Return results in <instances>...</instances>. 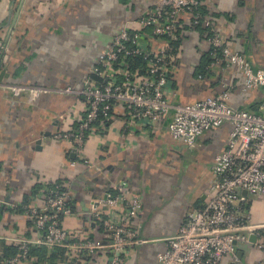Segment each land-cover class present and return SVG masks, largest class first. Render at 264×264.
I'll return each mask as SVG.
<instances>
[{
    "label": "crops",
    "instance_id": "obj_1",
    "mask_svg": "<svg viewBox=\"0 0 264 264\" xmlns=\"http://www.w3.org/2000/svg\"><path fill=\"white\" fill-rule=\"evenodd\" d=\"M155 1L0 0V41L7 46L0 72L1 253L16 246L17 239L40 237L25 208L43 203L41 191L34 194L39 183L61 181L68 188L74 213L63 224L74 241L87 237L107 241L92 207L113 193V182L123 180L132 192L141 193L142 209L133 223L143 241L125 264H158V253L167 248L168 238L177 233L187 214L208 201L212 164L226 147L230 123L203 133L193 146L171 136L169 117L152 128L123 116L110 119L79 154L70 151L68 141L53 138L55 132L75 124L86 108L75 93L62 89L81 88L97 52L110 44L114 31ZM201 1L206 16L232 49L244 54L255 69H264V0ZM182 18V40L178 52H171L173 102L217 94L227 82L232 84L233 106L259 109L264 88L244 91V75L236 65L224 61L212 66L206 77L197 74L210 43L205 30L191 28L187 15ZM10 84L43 86L47 91L31 101L26 94L15 96ZM251 210L253 222L264 224L263 196L251 201ZM256 240L239 245L243 264H264V250ZM92 252V258L90 254L81 258L82 264H105L110 255L107 249ZM35 261L29 259L27 264H69L67 258ZM222 264L239 263L226 256Z\"/></svg>",
    "mask_w": 264,
    "mask_h": 264
},
{
    "label": "built area",
    "instance_id": "obj_2",
    "mask_svg": "<svg viewBox=\"0 0 264 264\" xmlns=\"http://www.w3.org/2000/svg\"><path fill=\"white\" fill-rule=\"evenodd\" d=\"M201 0H156L139 17L126 20L113 33L107 47L98 51L82 87H66L86 105L76 123L54 133L55 141L66 140L70 151L80 153L90 136L103 127L95 122L113 119L112 112L129 122L139 121L157 127L168 118L171 136L188 146L196 144L205 132L225 123L232 128L224 150L216 154L213 181L206 204L187 214L177 233L168 238L167 248L158 253V264H222L226 256L243 264L238 256L239 245L257 236V245L264 250L261 229L264 224L252 220L251 201L264 197V101L257 112L233 106L229 100L232 84H222L217 94H208L188 103H174L171 92L174 66L171 42L178 40V27L184 15L190 25L209 29L208 41L214 66L222 61L236 65L243 72L244 91L264 88V69H255L241 52L232 49L212 20L198 8ZM7 46L0 41V72ZM142 57V67L131 69L130 60ZM15 96L26 94L31 101L42 97L47 88L10 84ZM123 108L128 109L122 113ZM75 164V161L72 162ZM113 193L96 200L92 215L102 221L107 241L85 238L74 241L63 219L74 213L68 188H43L41 205H26L34 225L41 231L36 239H17L19 252L6 257L0 252V264H27L32 246L45 245L51 251L65 249L69 264H82L72 250L87 254L96 249L110 253L105 264H125L130 252L143 240L133 220L142 209V194L132 192L128 183L112 184ZM250 264H261L253 262Z\"/></svg>",
    "mask_w": 264,
    "mask_h": 264
},
{
    "label": "trees",
    "instance_id": "obj_3",
    "mask_svg": "<svg viewBox=\"0 0 264 264\" xmlns=\"http://www.w3.org/2000/svg\"><path fill=\"white\" fill-rule=\"evenodd\" d=\"M198 10H200L202 15L206 16L207 11L203 7V5H201L198 8ZM187 16L189 17L190 15L187 14ZM181 19H183V18H181ZM181 22H182V20L180 21V24H181ZM191 28H200V29L205 30L207 33V37H208L209 29L206 27H202L201 24L191 25ZM181 40H182V38H181V34H180V25H179V27H178V40H175V41L173 40L171 42V45L173 46L172 48L174 49V51L176 50V53L178 52V48H179ZM210 52H211V45H210L209 51L204 54V56L201 60V64L197 67V74L201 78L206 77L212 73V70H211L212 67L210 66V64L212 63L213 59L211 58ZM221 63H224V61H222ZM130 64H131L130 65L131 69H136L138 67H142V69H140V72H142V73L145 72L144 71L145 70V66H144L145 62H144L142 57L136 56V57L131 58ZM246 108H248L252 111H255V112L258 111V108L257 109L253 108V107H246ZM125 111H128V109L125 108ZM112 114L115 118L118 117V115H119L116 112H112L111 115ZM99 123H103L102 124L103 127H100V129H103L104 126L105 127L107 126V124L109 123V120H101V118H100L95 122V124H97L98 126H101V125H99ZM46 187H49L50 189L51 188L53 189L56 187H60L62 189L65 188L64 184L61 181L39 183L34 189V194L41 191L43 188H46ZM98 223L101 225L102 229L105 231V228H104L102 221H98ZM261 238H262V240H264V229H261ZM49 250L50 249L45 245L32 246L30 248V251H29V258L32 260L36 259V261H35L36 263H38V262H43V263L44 262H51V261H55V260H58L61 258H63V259L66 258V254H65L66 250L63 248H57L56 250H54L50 254H49ZM18 252H19V249H18L17 245L16 246H14V245L13 246H7L4 249L3 255L6 257H11V256L16 255ZM75 256L80 257V258H87L86 256H89V255H87V252H85V251H82V252L76 251ZM90 256L92 258V256H94V252L90 253Z\"/></svg>",
    "mask_w": 264,
    "mask_h": 264
},
{
    "label": "water",
    "instance_id": "obj_4",
    "mask_svg": "<svg viewBox=\"0 0 264 264\" xmlns=\"http://www.w3.org/2000/svg\"><path fill=\"white\" fill-rule=\"evenodd\" d=\"M2 76H3V73L0 74V78H1ZM39 142H40V141H38V143H39ZM256 238H257L256 235H252V236H251V239H252V240H255Z\"/></svg>",
    "mask_w": 264,
    "mask_h": 264
}]
</instances>
